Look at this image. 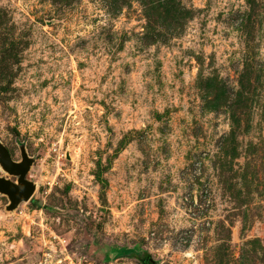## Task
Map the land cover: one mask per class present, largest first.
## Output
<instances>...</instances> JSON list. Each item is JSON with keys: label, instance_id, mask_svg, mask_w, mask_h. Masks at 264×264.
Returning a JSON list of instances; mask_svg holds the SVG:
<instances>
[{"label": "rangeland", "instance_id": "1", "mask_svg": "<svg viewBox=\"0 0 264 264\" xmlns=\"http://www.w3.org/2000/svg\"><path fill=\"white\" fill-rule=\"evenodd\" d=\"M0 143V264H264V0H0Z\"/></svg>", "mask_w": 264, "mask_h": 264}, {"label": "water", "instance_id": "2", "mask_svg": "<svg viewBox=\"0 0 264 264\" xmlns=\"http://www.w3.org/2000/svg\"><path fill=\"white\" fill-rule=\"evenodd\" d=\"M31 163L32 159L26 155L22 146L20 147V160L13 161L6 148L0 143V169L5 174L15 178V180H10L0 176V194L8 200L7 211L15 209L20 202L27 201L32 194L35 184L25 178ZM130 253H133V250L122 251L118 249L115 255L129 256ZM143 264H145V260Z\"/></svg>", "mask_w": 264, "mask_h": 264}, {"label": "flooded vegetation", "instance_id": "3", "mask_svg": "<svg viewBox=\"0 0 264 264\" xmlns=\"http://www.w3.org/2000/svg\"><path fill=\"white\" fill-rule=\"evenodd\" d=\"M140 257L143 258L144 257V254L142 253V255ZM145 264H151V261L150 260H146L145 261Z\"/></svg>", "mask_w": 264, "mask_h": 264}]
</instances>
